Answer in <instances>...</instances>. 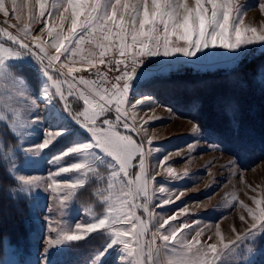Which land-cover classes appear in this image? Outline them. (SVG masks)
<instances>
[{
	"label": "snow or ice",
	"instance_id": "1",
	"mask_svg": "<svg viewBox=\"0 0 264 264\" xmlns=\"http://www.w3.org/2000/svg\"><path fill=\"white\" fill-rule=\"evenodd\" d=\"M259 8L264 13V3ZM25 13L23 24L8 23L13 14L19 22ZM0 14L8 18V26L0 27V159L9 165L4 170L12 180L10 197L25 202L33 225L44 212L41 227L48 232L32 264H69L71 245L95 233L104 240L84 264L93 257L102 264L109 250L117 251V264H248L246 257L264 237V199L253 197L255 208L240 202L251 223L227 241L219 224L218 242L201 238L199 221L174 227L170 222L186 217L187 208L159 223L154 205L157 191L166 188H155L151 162L162 149L146 138L148 121L137 117V110L155 103L145 91L155 79L179 65L200 72L223 62L230 66L229 87L214 96L223 131L212 147L219 150L227 135L241 134L236 93L250 81L264 84V64L255 72L247 69L257 55L254 46L264 55V28L245 24L243 0H0ZM37 25L42 35L34 34ZM183 107L195 141L188 147L195 150L209 134L200 120L203 101L194 95ZM60 141L63 149L46 155ZM46 163L58 170L37 174ZM166 171L179 178L171 167ZM89 185L95 186L90 196L96 214H85L73 228L71 205ZM42 193H50L51 202ZM170 203L163 199L157 206ZM240 220L247 222L243 215Z\"/></svg>",
	"mask_w": 264,
	"mask_h": 264
},
{
	"label": "rangeland",
	"instance_id": "2",
	"mask_svg": "<svg viewBox=\"0 0 264 264\" xmlns=\"http://www.w3.org/2000/svg\"><path fill=\"white\" fill-rule=\"evenodd\" d=\"M243 2L245 4V24L264 28V13L259 8V4L264 3V0H243ZM18 3H22V0H18ZM15 15L13 14L12 18L8 19L0 14V27L8 26L3 23L6 19H8V23L20 24H23L27 19L25 13L24 18L18 22L15 19ZM40 27L42 25L36 26L35 35H42L39 31ZM84 47L87 50L91 46L85 44ZM258 47V45L254 46V50H257V52ZM49 52L54 54V49H49ZM76 67H80V65L77 64ZM218 67L230 66L222 62L220 65L202 69ZM80 74L88 76L86 72H81ZM32 87L35 89V82H33ZM153 89L155 87L148 85L145 91L155 98V103L137 110V117L143 121H148L146 138L153 137V146L162 149L161 152L156 154L157 159L151 162L155 168L152 175L157 177L155 188L157 190L160 187L166 188L165 193L157 191V200L154 207L159 214L158 222L163 223L164 219L174 214L178 216L181 209L187 208L189 212L186 217L170 222L174 227H179L181 223L185 222L191 223L193 220L199 221L200 229H203L205 233L201 238L207 241L208 237L211 236V242H218L219 238L215 236V228L219 224L224 239L226 241L233 239L237 233L244 232L251 223L247 211L240 206V202L242 201L249 207L255 208L252 198L264 199V158L250 164H241L237 157L230 153L224 145L220 144L219 150L214 149L212 145L218 143V140L210 134L206 136V139L198 141V146L195 150H190L188 145L195 142L193 135L190 133V117L179 114L172 105L163 103L154 94ZM136 98L140 99L141 97L137 96ZM43 107L44 105L41 103L40 108L43 109ZM40 114L42 115L43 113L41 112ZM150 117H160L161 119L149 120ZM39 142H42V139ZM63 147L64 142L60 141L47 149L46 155L49 157L56 155ZM6 152L7 149H5ZM165 156H168L169 160L164 165H161L159 161L163 160ZM0 162L5 168L9 166L2 159H0ZM71 162L70 159L68 163ZM168 167H171L179 178L170 177L166 171ZM57 170L46 163L43 172L37 174L47 176L49 171ZM185 173L188 175L185 176ZM65 178L60 177L59 179L63 180ZM94 187V185H89L83 189L71 205L68 218L72 222L73 228L75 223L80 222L85 214L89 218L96 214L95 199L90 196ZM42 196H47L49 202H51L50 193H42ZM177 197L180 198L177 199ZM233 197H235V206L230 203ZM163 199H170L173 203L159 208L157 205L162 203ZM87 209H92V211L86 213ZM44 215L45 213L41 212L39 222L35 225L32 224L27 239L28 248L20 247V244L19 246L13 243L6 244L3 255L0 254V264H32L36 260L38 256L37 250H39V253L44 251L48 237L46 226L41 227L44 224ZM60 215V212H57L53 218L58 221ZM241 215L245 216L247 222L240 220ZM200 229H197V231ZM195 234V231L187 234V239L191 240ZM53 238H55V234H53ZM103 240L104 237L100 233H95L85 241L72 244L66 257L69 264H84L90 252L97 250ZM118 259L117 251L109 250L103 258L102 264H117ZM242 259L245 258L242 257ZM246 259L248 264H264V237L257 239L256 244L253 246V252ZM89 264H94V257Z\"/></svg>",
	"mask_w": 264,
	"mask_h": 264
},
{
	"label": "trees",
	"instance_id": "3",
	"mask_svg": "<svg viewBox=\"0 0 264 264\" xmlns=\"http://www.w3.org/2000/svg\"><path fill=\"white\" fill-rule=\"evenodd\" d=\"M264 64V55L257 52L256 58L248 71L255 72L258 65ZM230 67L195 69L189 65L178 66V70L164 74L155 79L150 87L163 103L172 105L176 111L189 116L183 105L192 97L198 96L203 101L200 120L205 130L218 140L216 133L223 131V125L214 111L213 101L216 93L225 91L229 85L226 73ZM157 88V90H156ZM264 84L257 81L247 89L237 91L236 96L241 105L240 120L243 130L239 136L227 135L221 143L233 153L241 164H250L264 158ZM190 117V116H189ZM0 162V254L9 243L28 248V235L32 222L28 217L25 202L12 199L8 188L12 180ZM21 250V249H20ZM3 255V254H2Z\"/></svg>",
	"mask_w": 264,
	"mask_h": 264
}]
</instances>
